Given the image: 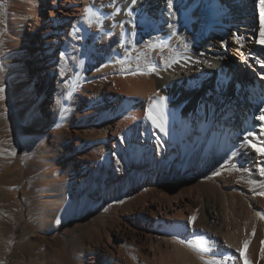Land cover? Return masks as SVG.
I'll list each match as a JSON object with an SVG mask.
<instances>
[{
  "label": "bare ground",
  "instance_id": "1",
  "mask_svg": "<svg viewBox=\"0 0 264 264\" xmlns=\"http://www.w3.org/2000/svg\"><path fill=\"white\" fill-rule=\"evenodd\" d=\"M259 16V0H0V264L61 233L49 264H264Z\"/></svg>",
  "mask_w": 264,
  "mask_h": 264
},
{
  "label": "rangeland",
  "instance_id": "2",
  "mask_svg": "<svg viewBox=\"0 0 264 264\" xmlns=\"http://www.w3.org/2000/svg\"><path fill=\"white\" fill-rule=\"evenodd\" d=\"M242 69L245 70V68H242ZM50 85H51V83L48 84V86L45 89V92H47L50 89L49 88ZM43 89H44V84L42 85L41 90H43ZM12 145H13V142H9V144L6 145V148H8V150H10V149L12 150L14 148ZM60 157H61V153H60L59 149H54L53 151L52 150H43V151L38 152L37 156L33 157L31 159L32 161L27 160L26 175L29 178H31L39 170L38 167L40 165L43 167L46 163L53 162V161H51V159L57 160ZM35 159L38 161V164H37V166L34 167L31 162H33ZM41 166L39 168H41ZM38 193L40 194V191L38 189H34V190L30 191L29 192L30 198L32 200H36L37 197L39 196ZM28 206H30V205H28ZM28 210H30L31 212ZM27 212L30 213V214L27 213V216L30 217V223L26 227H22V226L19 227L18 234H17V237L19 238V240L24 238L26 235L33 234V231H35L38 228V226L36 224L37 222L35 221V218L32 217V214H33L32 208L27 209ZM93 217H94L93 215H90L88 220H87L90 225L93 224V221H94ZM57 236L58 237H56L55 235H48V236L42 235L40 240L34 241L32 243V248H33L34 252L36 253V255H32L31 252L28 251L26 253L27 258L25 259V261H23L24 259H23L22 254H20L19 248L16 247L15 252H14V258L12 259L13 263L16 261V263L18 262L17 264H24V263L25 264H49L50 258L54 257V260H56L55 258H57L59 252L61 251V248L63 246V240H64L62 237V233L58 234ZM59 243H61V244H59ZM57 260H58V258H57ZM13 263H11V264H13Z\"/></svg>",
  "mask_w": 264,
  "mask_h": 264
},
{
  "label": "snow or ice",
  "instance_id": "3",
  "mask_svg": "<svg viewBox=\"0 0 264 264\" xmlns=\"http://www.w3.org/2000/svg\"><path fill=\"white\" fill-rule=\"evenodd\" d=\"M132 2L135 3V0H132ZM168 7L171 10V8H172V0H168ZM259 10H260V16H259V20H260V28H259L260 39L257 41V43H260V44L264 45V0H259ZM85 14H86V19H87L88 16L91 14V9L90 8H86L85 9ZM243 39H244L243 36H237L236 37L237 42H240ZM149 44H150V47L153 50H156L157 48H159L161 52L163 51V48H164L163 45L152 44L151 42H149ZM241 46H243V45H241ZM262 66H264V64H262ZM148 71L149 72L156 71V68L154 66L150 67ZM3 91H4L3 87L0 86V92H3ZM147 118L152 122V124L155 127L159 128L160 131H162V132L165 131V126H164V124L162 122V119H158L157 116L153 114L152 107H150L148 109V111H147ZM259 119L260 120H264V115H261L259 117ZM248 135L252 136L253 133H249ZM249 143H250L251 147H253V149L256 152H258L261 156H264V147H257L256 144L251 143V142H249ZM216 174L219 175V173H216ZM260 175L264 176V167L260 168ZM260 195H264V193H260ZM257 215H259L261 219H264V215L260 214L259 212L257 213ZM191 220L194 221L195 217H192ZM254 231H253V234H254ZM248 243H249V241H245L244 242L245 248L247 247ZM261 245H262L261 258L264 259V241H261ZM243 255H244L243 250H241V257H243ZM204 264H216V262L214 260H205ZM245 264H250V262L247 259H245Z\"/></svg>",
  "mask_w": 264,
  "mask_h": 264
}]
</instances>
